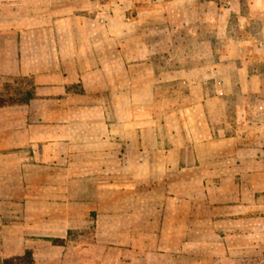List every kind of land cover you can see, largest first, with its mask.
I'll use <instances>...</instances> for the list:
<instances>
[{
	"label": "crops",
	"instance_id": "obj_1",
	"mask_svg": "<svg viewBox=\"0 0 264 264\" xmlns=\"http://www.w3.org/2000/svg\"><path fill=\"white\" fill-rule=\"evenodd\" d=\"M185 36L190 37L193 49H223L226 53L221 59L227 65L229 61L239 64L240 82L245 84L236 98L232 91L235 80L229 73H219L213 62L212 74L207 76L211 93L205 97L209 102H230L232 109L186 108L199 117L192 127L206 132L198 136L207 153L210 147L235 144L240 139L238 131L245 132L239 144L264 147V0H0V79L24 78L33 91L27 103L16 108L12 104L0 106V199L21 197L26 203V197L40 189L31 186L32 179L42 177L40 164L32 160L37 161L40 141L46 138L47 155L54 158L56 151L50 149V143L62 137L58 129L65 126L67 195H80L79 204L84 201L86 181L98 178L89 176L86 147L104 145L103 129L109 125L104 115L116 116L110 132L115 134V147H119L123 133L120 115L126 117L124 122L132 135L140 127L135 119L136 83H152L151 71L157 66L153 53L163 52L158 65L166 67L171 61L165 54L169 49H187ZM179 72L183 73V68ZM105 93L116 99V105L106 108L95 105L94 100L89 105V98L98 99ZM41 99L58 101L56 104L65 101L67 105L47 110L32 105ZM6 114L14 116L4 117ZM44 115L53 117L40 119ZM56 115H67V122L58 123ZM142 126L139 153L129 140L127 153L111 157L117 163V173L121 171L119 164L127 163L122 171L142 183L140 190L125 193L124 189L122 198L113 200V227L117 223L118 229H128L126 234L116 233L122 242L127 239L134 249L141 247L138 244L187 241L185 235H195V243L206 242L201 237H214L218 227L240 220L247 206L226 205L235 192L236 199L239 194L238 188L224 184L246 173L229 167H205L204 162L209 161L202 159H193V165H188L183 149L186 144L165 146L151 125L144 122ZM252 132L259 134L252 139ZM30 148L33 156L29 157L26 153ZM103 159L95 156L91 161ZM157 172L163 187L153 192L146 179ZM255 173L264 177V170ZM174 175L175 191L169 190L172 180H168ZM72 203L69 219L75 209L72 206L77 204ZM20 215L26 223L28 209ZM2 217L0 211V231L11 228L8 232L13 234L15 228L26 225L3 222ZM14 236L16 241L24 240L22 234Z\"/></svg>",
	"mask_w": 264,
	"mask_h": 264
},
{
	"label": "rangeland",
	"instance_id": "obj_2",
	"mask_svg": "<svg viewBox=\"0 0 264 264\" xmlns=\"http://www.w3.org/2000/svg\"><path fill=\"white\" fill-rule=\"evenodd\" d=\"M189 38L185 36L187 41L184 45L187 49L178 51L169 49L165 53L171 58L166 67L158 65L160 53L163 52L153 53L157 66L151 71L152 83L150 85L144 82L136 83L135 119L140 127H137L132 135L124 122L126 117L120 115L119 124L123 133L120 134L119 147H115V134L110 132V125L114 123L112 119L116 116L104 115L105 122L109 124L106 126L108 130L103 129L104 145L86 147L90 159L87 165L89 176L95 175L98 178L86 181L87 184L84 186L86 195L85 200L82 199L80 202L81 207H79L80 195L75 197L67 195V137L64 136L67 127H59L58 131L61 130L59 134H63L62 137L50 143V149L54 147L56 151L54 158L52 154L47 155L48 139L40 141V154L36 158L37 161L32 160V162L40 164L39 174L42 177L38 181L32 179L34 182L31 184L33 187L40 186V189L38 191L34 189L33 194L26 197V203L21 197L0 199L3 222L25 223L24 219H20V214L23 209H28V218L24 227L15 228L13 234L8 232L11 228L0 231V264L4 258L20 255L27 248L32 250L33 261L30 264H264V177L260 173H255L264 170V147L239 144L244 140L245 132L238 131L240 139L237 144L210 147V152L207 153V147L200 143L198 136V134L203 136L206 132L201 128L196 130L191 125L199 117L186 111V108L195 106L217 110L224 108L230 111L232 109L230 102L220 99L207 101L205 96L211 93V83L207 80V76L212 74L211 66L215 62L214 68L219 73H229L235 80L232 91L236 98H239L244 89L242 85H245L240 82L239 64L229 61L227 65L228 62L221 59L226 53L223 49L211 52L191 48L192 42ZM155 39L158 42L159 36L157 35ZM195 62H198V66H192ZM176 64H180V67ZM182 68L183 73L179 72ZM181 79L186 81L182 83ZM7 80L4 77L0 79V93L5 96L23 93L29 89L24 78L13 77L10 81ZM149 94L151 97H147ZM88 100L89 105H92L90 102L94 100L95 105H103L106 108L116 105L117 102L108 93L98 99L92 97ZM57 102L41 99L32 105L43 110L52 106L67 105L65 101H59L60 104H56ZM12 105L16 108L15 105L21 104ZM179 109L184 111H178ZM13 114H6L7 116L4 117L18 115L16 112ZM51 117L53 116L44 115L40 119L46 120ZM56 118L58 123L67 122V115H56ZM144 122L154 128L157 139L165 146L186 144L187 148L183 149L188 165H193V159L196 161L202 159L209 161L204 162L205 167H229L234 172L247 174L243 177L237 174L231 180L233 184L230 180V184H224L238 188L239 194L238 201L235 192L233 200L228 201L226 205L247 206V211L238 218L240 220L237 223L232 222L224 227H218L219 231L214 237H201L208 241L200 243L193 242L195 235H185L187 241L160 245L153 243V246L150 243L138 244L141 247L134 249L128 245L127 239L122 242V236L120 239L117 237L118 230L121 234H126L128 229L122 227L118 229L117 223H114L116 227H113V200H117L118 196L121 199L124 189H126L125 193L129 189L140 190L142 183L139 179L129 178L127 173L122 171L127 163H120L121 171L117 173L115 171L117 163H113L111 157L118 153L119 155L127 153L131 149L128 146L129 140L134 142L135 153H139L143 138L140 130ZM258 134L259 132H252V139ZM75 141L79 142L80 139L77 138ZM26 155L33 156L31 148ZM95 156H103L104 159L97 163L92 162L91 158ZM96 166L98 171L94 170ZM159 175L158 172L152 173L149 176L151 180L146 179L147 185L151 186L153 192L163 187ZM174 177L168 180H172L169 184L172 187L169 190L175 191L178 187H176V175ZM71 202L72 205L77 204L71 205L75 209H73V217L69 219L67 212ZM17 233L22 234L24 240L16 241L14 235ZM164 247L166 250L160 249Z\"/></svg>",
	"mask_w": 264,
	"mask_h": 264
},
{
	"label": "trees",
	"instance_id": "obj_3",
	"mask_svg": "<svg viewBox=\"0 0 264 264\" xmlns=\"http://www.w3.org/2000/svg\"><path fill=\"white\" fill-rule=\"evenodd\" d=\"M33 97V91L28 89L23 93H15L9 94L5 96V94L0 93V106L10 105V104H21L27 103L29 99ZM53 241H57L52 239ZM33 261L32 250L27 248L20 255H16L14 257H7L2 260V264H30Z\"/></svg>",
	"mask_w": 264,
	"mask_h": 264
}]
</instances>
